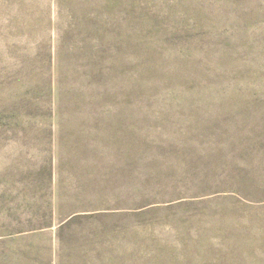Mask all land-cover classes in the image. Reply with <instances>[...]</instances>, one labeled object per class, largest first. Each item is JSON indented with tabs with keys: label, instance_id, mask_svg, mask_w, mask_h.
I'll list each match as a JSON object with an SVG mask.
<instances>
[{
	"label": "rangeland",
	"instance_id": "rangeland-1",
	"mask_svg": "<svg viewBox=\"0 0 264 264\" xmlns=\"http://www.w3.org/2000/svg\"><path fill=\"white\" fill-rule=\"evenodd\" d=\"M0 264H264V0H0Z\"/></svg>",
	"mask_w": 264,
	"mask_h": 264
}]
</instances>
